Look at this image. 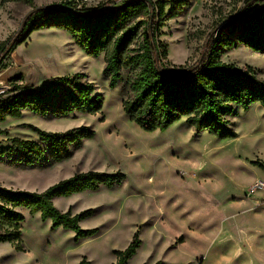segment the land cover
<instances>
[{
  "label": "rangeland",
  "instance_id": "1",
  "mask_svg": "<svg viewBox=\"0 0 264 264\" xmlns=\"http://www.w3.org/2000/svg\"><path fill=\"white\" fill-rule=\"evenodd\" d=\"M81 1L80 6L96 8L121 0ZM189 1L161 29L168 70L205 55L213 28L237 15L244 0ZM62 2L34 0L40 6ZM31 9L22 1L0 0V42L20 29ZM170 10L167 5L166 13ZM222 59L250 67L264 80V52L242 44L225 49ZM104 66L103 54L90 56L67 31L47 28L34 31L1 71L0 92L11 87L16 75L23 76L20 83L40 88L52 77L81 72L105 102L94 115L76 112L58 118L25 111L21 118L0 122L5 131L0 148L14 136L37 140L28 124L54 132L78 126L95 130L93 138L60 162L25 166L0 158V185L42 192L89 170L122 172L125 179L111 188L54 199L62 211L93 209L80 223L83 229H98L91 236L77 239L75 231L23 210L24 248L0 242V264H80L84 256L93 264H113V250L125 249L136 232L142 243L129 264H264V192L250 193L257 180H264V105L253 103L231 118L236 137L197 131L185 119L165 130L146 131L124 112V93L110 87ZM181 236L186 242L175 246Z\"/></svg>",
  "mask_w": 264,
  "mask_h": 264
},
{
  "label": "trees",
  "instance_id": "2",
  "mask_svg": "<svg viewBox=\"0 0 264 264\" xmlns=\"http://www.w3.org/2000/svg\"><path fill=\"white\" fill-rule=\"evenodd\" d=\"M18 1L32 9L20 29L0 42V73L9 66L12 52L34 31L60 28L88 55H104V74L110 87L123 91L124 112L146 131L165 130L185 119L197 131L221 138L236 137L231 118L253 103L264 105V80L258 79L250 67L222 59L225 49L242 44L264 52V0H244L237 15L213 28L205 55L195 63L170 70L168 46L160 38L161 29L166 19L190 5L189 0H121L96 8L80 6L81 0L41 6L34 0ZM167 5H171L169 13L165 11ZM22 79V75H16L10 79L11 87L0 92V122L21 118L25 111L59 118L76 112L94 115L104 107V95L96 91L84 73L52 77L40 88L20 83ZM28 126L38 139L11 137L10 144L0 148V158L25 166L60 162L71 157L83 140L95 135L89 126L59 132ZM4 132L0 129V137ZM260 164L264 167V163ZM124 179L122 172L89 170L62 179L42 192L0 185V242L24 248L23 210L40 213L54 227L75 231L77 239L95 234L97 228L83 229L80 224L93 215V209L62 211L54 199L100 186L111 188ZM179 240L183 241V236ZM141 243L136 232L125 249L113 250V264H129ZM80 264L93 262L84 256Z\"/></svg>",
  "mask_w": 264,
  "mask_h": 264
},
{
  "label": "built area",
  "instance_id": "3",
  "mask_svg": "<svg viewBox=\"0 0 264 264\" xmlns=\"http://www.w3.org/2000/svg\"><path fill=\"white\" fill-rule=\"evenodd\" d=\"M257 189H261L264 192V180H257L251 187L250 193H254ZM264 208V199L261 205Z\"/></svg>",
  "mask_w": 264,
  "mask_h": 264
},
{
  "label": "crops",
  "instance_id": "4",
  "mask_svg": "<svg viewBox=\"0 0 264 264\" xmlns=\"http://www.w3.org/2000/svg\"><path fill=\"white\" fill-rule=\"evenodd\" d=\"M257 209V208H256ZM187 240V239H186ZM186 240H184V241H182V242H180V243H178V244H175V246H178V245H180V244H182V243H185L186 242ZM136 255V254H135ZM134 255V256H135ZM115 257V256H114ZM134 258V257H133ZM133 258H131L130 259V261L133 259ZM115 260H116V257H115ZM130 261H129V263H130Z\"/></svg>",
  "mask_w": 264,
  "mask_h": 264
}]
</instances>
